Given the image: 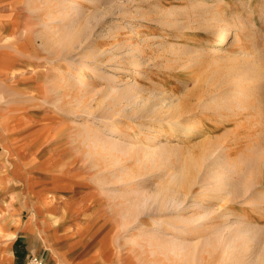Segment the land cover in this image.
Returning a JSON list of instances; mask_svg holds the SVG:
<instances>
[{
  "label": "rangeland",
  "instance_id": "obj_1",
  "mask_svg": "<svg viewBox=\"0 0 264 264\" xmlns=\"http://www.w3.org/2000/svg\"><path fill=\"white\" fill-rule=\"evenodd\" d=\"M0 255L257 264L264 0H0Z\"/></svg>",
  "mask_w": 264,
  "mask_h": 264
},
{
  "label": "bare ground",
  "instance_id": "obj_2",
  "mask_svg": "<svg viewBox=\"0 0 264 264\" xmlns=\"http://www.w3.org/2000/svg\"><path fill=\"white\" fill-rule=\"evenodd\" d=\"M229 31H228V29L227 28H222L221 29V31L219 32V38L216 40V42H215V44L213 45V47L211 48V50H210V53L213 55V56H217V55H219V54H221V52H222V50H223V48H224V46H225V44H226V42L228 41V33ZM84 77V75H79V78L80 79H82ZM203 81V80H202ZM215 82L217 81V80H214ZM204 83H207V82H204ZM208 83L211 85L212 83H211V81H208ZM207 83V84H208ZM203 84V82H201V83H199V85H202ZM205 87V86H204ZM209 87V86H208ZM202 88V87H201ZM203 127V125H199V123H198V121L197 122H194L191 126H190V132L187 134V135H185L186 137H188V139H186L185 141H190V139H194V137H195V133L197 132H199L200 130H201V128ZM122 130H116V134H120V133H122L121 132ZM182 134L180 133V134H178L177 136H176V139H180V138H182V136H181ZM263 162V161H262ZM231 207V206H230ZM3 254H5V253H3ZM0 257H1V255H0ZM1 258H4V257H1ZM0 258V259H1ZM4 262H5V260H4ZM245 264H247V263H245ZM257 264H264V255L263 256H261V258L259 259V261H258V263Z\"/></svg>",
  "mask_w": 264,
  "mask_h": 264
},
{
  "label": "crops",
  "instance_id": "obj_3",
  "mask_svg": "<svg viewBox=\"0 0 264 264\" xmlns=\"http://www.w3.org/2000/svg\"><path fill=\"white\" fill-rule=\"evenodd\" d=\"M12 231L17 233L16 237H15V234H12L13 237L11 236V239L14 240L13 244H15L16 240L18 239V230L15 227V228L12 229Z\"/></svg>",
  "mask_w": 264,
  "mask_h": 264
},
{
  "label": "built area",
  "instance_id": "obj_4",
  "mask_svg": "<svg viewBox=\"0 0 264 264\" xmlns=\"http://www.w3.org/2000/svg\"><path fill=\"white\" fill-rule=\"evenodd\" d=\"M30 264H42V261L34 259Z\"/></svg>",
  "mask_w": 264,
  "mask_h": 264
}]
</instances>
